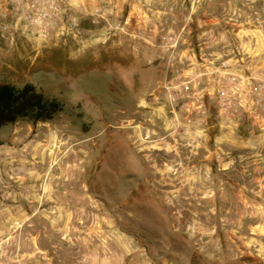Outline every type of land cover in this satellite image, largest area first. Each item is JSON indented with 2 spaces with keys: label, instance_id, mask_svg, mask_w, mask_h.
I'll list each match as a JSON object with an SVG mask.
<instances>
[{
  "label": "crops",
  "instance_id": "crops-1",
  "mask_svg": "<svg viewBox=\"0 0 264 264\" xmlns=\"http://www.w3.org/2000/svg\"><path fill=\"white\" fill-rule=\"evenodd\" d=\"M65 7V16L80 22L103 18L116 27L115 39L172 41L157 51L168 56L172 47L174 55L171 69L160 64L165 71L160 86L167 89L164 100L167 93L179 105L175 134L207 151L194 167L205 166L222 200L232 196L222 188L230 169L243 181L264 184V158L247 156L241 136L243 113L260 116L264 105V98L252 92L264 67V0H65ZM165 110H158L164 119ZM47 124L0 132V264H180V257L154 251L166 241L148 240L128 222L138 217L129 205L149 200L140 190L150 184L145 167L136 166L128 154L131 175L116 170L113 178L103 180L96 150L90 159L71 160L80 150L70 151L69 140ZM115 164L121 166L118 159ZM158 173L155 182L165 184V172ZM191 179L198 183L203 177L192 174ZM123 185L131 190L124 192ZM233 198L242 200L243 207L236 219L228 217V225L260 233V207L253 205L249 213L242 191ZM204 231L214 234L211 228ZM226 242L224 249L233 250ZM240 243L235 245L242 248L240 258L251 254L248 246L258 244L247 236Z\"/></svg>",
  "mask_w": 264,
  "mask_h": 264
},
{
  "label": "rangeland",
  "instance_id": "rangeland-1",
  "mask_svg": "<svg viewBox=\"0 0 264 264\" xmlns=\"http://www.w3.org/2000/svg\"><path fill=\"white\" fill-rule=\"evenodd\" d=\"M74 18L64 35L60 34L63 24L55 22L46 37H32L16 30L10 17L0 12V82L18 87L32 83L48 98L60 101L64 111L46 127L69 140L70 151L71 147L80 150L79 157L72 154L71 160L90 159L96 150L104 166L103 180L113 178L116 170L119 175H131L126 166L128 154L135 164L145 167L150 184L140 190L149 194L148 204L129 205L138 217H129L128 222L146 239L168 243L154 251L180 257V264H189L190 257L192 264H264V228L260 233L257 229L242 232L227 223L228 217L236 219L238 207H243L242 200L233 198V193L240 191L248 197L249 213L253 205L264 213V184L250 183L249 178L243 181L237 170L230 169L222 188L232 196L219 199L218 186L207 176L205 166L194 167L196 160L205 159L207 151L175 134L179 105L167 93L165 101L167 89L160 86L165 72L160 64L171 69L174 55L172 47L166 50L171 55L157 53L161 45L172 41L115 39L116 27L103 18L95 22ZM162 107L165 119L158 113ZM249 113H243L241 122L245 154L264 158V105L260 116ZM29 125L20 122L7 128ZM145 146L155 148L147 152L142 150ZM235 155L237 152L228 153ZM116 158L121 164L118 169ZM159 169L166 174L162 185L155 182ZM192 174L203 179L194 183ZM122 189L130 191L131 186ZM262 219L264 224V216ZM206 228H211L212 237L205 233ZM244 235L258 244L248 246L251 254L240 258L237 255L242 248L236 246ZM173 240L180 245L173 248L169 244ZM225 242L236 246L227 251Z\"/></svg>",
  "mask_w": 264,
  "mask_h": 264
},
{
  "label": "built area",
  "instance_id": "built-area-1",
  "mask_svg": "<svg viewBox=\"0 0 264 264\" xmlns=\"http://www.w3.org/2000/svg\"><path fill=\"white\" fill-rule=\"evenodd\" d=\"M0 12L10 17L16 30L32 37H46L55 22L63 24L60 34L64 35L75 19L65 16V0H0ZM252 92L264 98V67L260 77L252 85ZM2 244L0 243V254L3 253ZM6 245L9 247L10 241L6 242Z\"/></svg>",
  "mask_w": 264,
  "mask_h": 264
},
{
  "label": "trees",
  "instance_id": "trees-1",
  "mask_svg": "<svg viewBox=\"0 0 264 264\" xmlns=\"http://www.w3.org/2000/svg\"><path fill=\"white\" fill-rule=\"evenodd\" d=\"M63 111L60 101L48 98L32 83L18 87L0 82V132L20 122L49 123Z\"/></svg>",
  "mask_w": 264,
  "mask_h": 264
}]
</instances>
